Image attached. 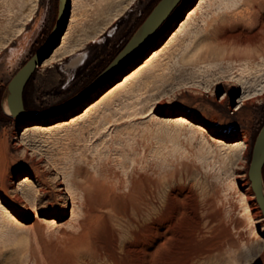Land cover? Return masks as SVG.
I'll use <instances>...</instances> for the list:
<instances>
[{"label":"rangeland","instance_id":"1","mask_svg":"<svg viewBox=\"0 0 264 264\" xmlns=\"http://www.w3.org/2000/svg\"><path fill=\"white\" fill-rule=\"evenodd\" d=\"M106 1L76 0V38L91 34L106 5L111 8L105 7L103 15L125 4L127 8L101 36L77 50L85 53L80 66L67 67L68 59H63L35 69L23 95L27 111L52 108L84 88L159 0ZM197 2L181 0L151 39L70 112L30 119L22 126L0 116V203L17 219L10 224L0 211V264H264V245L255 244L239 196L252 189L251 152L264 123V0L231 7L227 13L233 17L226 24L219 16L224 12H211L215 2L206 0L150 67L100 102L86 119L51 132L34 128L41 122H68L84 105L98 101L113 82L163 45ZM57 13L58 0H0V101L10 79L50 34ZM215 25H223L230 40H214ZM221 53L234 62L220 63ZM238 72L251 97L236 110L242 86L225 77ZM178 113L201 123L206 132L164 120ZM214 136L226 144L244 137L241 158L229 162L235 150L215 144ZM24 174L33 180L29 203L13 189ZM87 179L97 188L107 186L110 195H96L102 191L96 187L92 194ZM251 202L257 204L255 196Z\"/></svg>","mask_w":264,"mask_h":264},{"label":"bare ground","instance_id":"2","mask_svg":"<svg viewBox=\"0 0 264 264\" xmlns=\"http://www.w3.org/2000/svg\"><path fill=\"white\" fill-rule=\"evenodd\" d=\"M106 1V0H105ZM76 2V0H70V15H69V20H68V24H67V28H66V31H65V33L63 34V36H62V38H61V41H60V43L50 52V54H49V56L48 57H46L42 62H41V64L39 65V66H52L53 65V63H58V62H61L63 59H68V63H67V67H70V68H76V67H78V66H80L82 63H83V61H84V59H85V53H77V50H80L81 48H83V46L85 45V43H87V42H90V41H92V40H94V39H96V38H98L99 36H101L105 31H106V29H107V27H109L110 26V24H112L114 21H116V20H118L119 19V17L121 16V14L123 13V11L127 8V5L125 4V5H122V6H119L118 8H115V9H112L111 11H113V12H110L109 14H105V15H103L105 12L107 13V11L105 10L106 8L105 7H107V5L104 7V8H102V9H104L105 10V12H104V10H102V12H103V14H100V17L99 18H103L104 16H107V17H105L104 19H97V20H100V22H95L94 23V21H96V18H94V21H93V23H94V25H95V27H94V30L93 31H91V34L90 35H88V33H85L84 35H81V34H77L76 33V36L78 37V36H80L79 38H76L75 37V31H76V28H78V25L77 24H79V21L77 20V16L74 14V9H76L75 7L78 5V3L76 4L75 3ZM107 2V1H106ZM206 2V0H198V2H197V5L195 6V7H193L192 9H188L189 11L186 13V16H185V19H183L180 23H179V25H178V22L176 23V25H178V28L176 29V31L175 32H173L172 33V35H170V37L168 38V40L161 46V47H159L158 49H154L153 51H150V53H149V55H147V57H145V59L141 62V63H139V64H137L135 67H133V69H131L130 71H128L127 73H125V74H123L117 81H115V82H113L108 88L109 89H107V91H106V93L104 94V95H102V97L98 100V101H95L94 103H87L86 105H84L82 108H85L84 109V111L81 113V114H74V115H70V119L68 120V122H63V121H61L60 119H58V120H55V121H52L51 123H37L35 126H34V128H35V130H36V132H40L41 133V131H43V133H45V132H51V131H54V130H58V129H63V128H66L67 126H69V125H74V124H77V123H79L80 121H82L84 118L86 119L87 117L86 116H88V114L93 110V109H95L96 108V106L100 103V102H102L105 98H108V97H110L112 94H114L116 91H118V90H121V89H123V88H125L126 86H127V84L130 82V81H132V80H134V79H136L142 72H144V70H146L148 67H150L153 63H154V61H156V59L160 56V54L167 48V46L170 44V43H172L173 42V40H175L184 30H185V28L187 27V25L190 23V21H191V19H192V17L197 13V11H198V9H200V8H202V6L204 5V3ZM213 2H215V3H213V4H215L214 5V9L212 8V10H211V12L213 11V13H217V12H224V13H222L221 15H219L220 16V18L222 19V21H223V24H226V23H229L230 22V20H231V18H230V15L232 16L233 14H228L227 12H228V10L231 8V7H233V6H235V5H237V4H241V5H243V4H246V2H247V0H213ZM251 2V1H250ZM75 4H76V6H75ZM210 4V3H209ZM109 5H110V3H109ZM212 5V4H211ZM210 5V6H211ZM107 8H111V7H107ZM109 11V10H108ZM99 12V11H98ZM101 12V11H100ZM209 12V11H208ZM240 13V12H239ZM242 13V12H241ZM99 14V13H98ZM97 14V15H98ZM209 14V13H208ZM208 14H206V15H208ZM205 15V16H206ZM102 16V17H101ZM233 17V16H232ZM236 17V19H239L240 17H242L243 18V16H240L239 18H237V16H235ZM235 17L232 19V20H234L235 19ZM242 18H240V20H242ZM236 21V20H235ZM238 21V20H237ZM92 22V21H91ZM93 23H91V26H92V24ZM218 24H220V23H218ZM221 25V24H220ZM220 25H215L214 26V30H213V32L211 33V35H212V38L214 39V40H216L218 43H220V42H222V41H226V39H229L230 40V38L229 37H231L230 36V34H228L227 33V31L225 30L224 31V28H222V26H220ZM77 26V27H76ZM84 26H86V25H84ZM87 26H89V25H87ZM81 27H82V25H81ZM93 27V26H92ZM91 27V28H92ZM86 28V27H85ZM90 28V29H91ZM83 29V32H84V28H82ZM87 29V28H86ZM82 31V30H81ZM87 31V30H86ZM89 31V30H88ZM193 31V30H192ZM191 31V32H192ZM90 32V31H89ZM92 32H93V34H92ZM232 39V38H231ZM229 40H227V41H229ZM162 42H164V41H162ZM225 44V43H224ZM224 53V52H223ZM225 54V53H224ZM224 54H222L221 53V57L220 56H218V57H220V59L221 58H223L222 60H220L221 62L220 63H222L223 64V62L224 63H226V61L225 60H227L228 58H227V56L226 57H223L222 55H224ZM230 57V56H229ZM226 58V59H225ZM231 59V58H230ZM233 59V58H232ZM247 60V59H246ZM228 61L229 62H231L229 59H228ZM232 62H234V60L232 61ZM231 62V63H232ZM240 62V61H239ZM241 62H242V59H241ZM240 62V63H241ZM235 63H236V61H235ZM237 65H238V62L236 63ZM236 65V66H237ZM240 65V64H239ZM157 66V65H156ZM233 67H235V66H233ZM233 67H232V71H233ZM235 68H237L238 69V66L237 67H235ZM239 69H241V67L239 66ZM238 69V71H240ZM228 71H229V69H228ZM231 71V72H232ZM243 71V70H242ZM242 71H240L241 73H243V75L245 74V73H247L248 74V72H242ZM230 72V71H229ZM240 73V75H239V72H238V76H236V75H233V74H228L227 75V77H225V76H222V78H224L225 77V80H228V81H230V82H232L234 85H240V86H242V94H241V96L237 99V101H236V106L234 107L236 110L237 109H239L244 103H245V100L246 99H248V98H250L251 96H250V92L249 93H247V91H248V89H247V82H246V80H245V78H243V77H239V76H242V74ZM224 75V74H223ZM221 76V75H220ZM220 76H218V77H220ZM245 77V76H244ZM247 77H249V76H247ZM217 78V77H216ZM221 78V77H220ZM221 78V79H222ZM148 79V78H147ZM146 78L144 79V81L142 82V84H145V82H146V80H147ZM249 79V78H248ZM249 83V82H248ZM142 87V86H141ZM261 89V88H260ZM254 90H258V89H254ZM253 93H257V91H253ZM222 97V96H221ZM220 97V98H221ZM222 99V98H221ZM92 102V101H91ZM3 107H4V110L7 112V113H9V108H8V106H7V103H6V100L4 101V104H3ZM148 113H149V115L151 114H153V112L152 111H148ZM147 113V114H148ZM156 116V115H155ZM152 117H153V115H152ZM158 119L160 118V117H157ZM154 119V118H153ZM156 119V118H155ZM162 119V118H161ZM160 119V120H161ZM164 120H166V121H169V122H173V123H175V124H177V125H175L176 127H178V125H181L180 127H185L184 125H187V127H188V125H189V127H191V129L192 128H194L195 130H197V131H200V132H206V128H205V126H203L201 123H199V122H196V121H194L192 118H190V117H188L186 114H184V113H178V114H176V115H173V116H171V117H168V118H165ZM20 122H19V125L20 126H22V125H24V124H27V123H29V122H31L32 120H23V121H21V120H19ZM183 125V126H182ZM23 130H26V128H23ZM34 130V131H35ZM196 131V132H197ZM38 132V133H39ZM23 133L24 132H22V135H23ZM21 135V136H22ZM25 135V134H24ZM23 138V137H22ZM210 138V137H209ZM212 139H213V141H214V143L216 142V143H219V144H223V145H227V147H229V148H231L232 150H235V155H231L230 156V158H229V162H232V161H234V160H237V159H239V158H241V153H243L242 151H243V149L245 148V146H246V142H245V138L244 137H241V138H237V139H234V140H232V141H230V143H228V144H226V143H224V138L223 137H220V136H214V137H212ZM211 138H210V140H212ZM21 140H23V139H21ZM20 140V141H21ZM22 142V141H21ZM25 142V141H24ZM215 143V144H216ZM230 154H232V152L230 153ZM229 156V155H228ZM243 157V156H242ZM228 159V158H227ZM235 162H237V161H235ZM234 162V163H235ZM233 163V164H234ZM232 164V163H231ZM232 164V165H233ZM238 164V163H237ZM241 164V163H240ZM239 166V165H238ZM238 166H235V167H238ZM240 168V167H239ZM239 168H237V169H239ZM3 170V169H2ZM240 170H242V168L240 169ZM3 171H5V170H3ZM78 171H79V169H78ZM77 171V172H78ZM101 171V170H100ZM239 171V170H238ZM240 172V171H239ZM3 173H5V172H3ZM87 173V172H86ZM1 174V173H0ZM89 174V173H88ZM88 174H86V175H88ZM100 174H102V172H100ZM61 175H63V174H61ZM85 175V176H86ZM235 175H237V174H235ZM242 175V174H241ZM84 176V177H85ZM90 175H88V176H86V177H89ZM104 176V175H103ZM103 176H98L99 177V179H100V177H101V179H103L104 177ZM240 176V175H239ZM61 177H63V176H61ZM85 177V178H86ZM103 177V178H102ZM64 178H65V175H64ZM62 179L61 180V183H65L66 181V179ZM240 178V177H239ZM93 179V181H94V177L92 178ZM92 179H87V182H89V181H91ZM83 180H85L86 181V179H84L83 178ZM89 180V181H88ZM97 180V179H96ZM104 180V179H103ZM133 180V179H132ZM89 182V185H90V187H91V189L93 190L94 188H92V187H96L95 186V184H94V182ZM135 181V180H134ZM133 181V182H134ZM136 181H137V179H136ZM87 182H85V184L87 183ZM97 181H95V183H96ZM102 181H100V182H98L97 184H99V183H101ZM132 182V181H131ZM141 182V181H140ZM246 181H243V183H245ZM251 182V181H250ZM83 183H84V181H83ZM105 183V182H104ZM104 183H102V184H100V185H104ZM137 183V182H136ZM84 184V185H85ZM135 184V183H134ZM142 184V183H141ZM33 185V180L31 179V177L29 176V175H27V174H24V175H22L21 177H19V179H17V180H15L14 181V187H13V189L18 193V199H21L22 201H26V203L28 202V194L29 195H31L30 193V191H31V186ZM136 185V184H135ZM134 185V186H135ZM150 185H152V184H150ZM242 185V184H241ZM88 186V185H87ZM129 186H131V183H130V185ZM138 186H139V182H138ZM145 186V185H144ZM250 186V185H249ZM97 187H99V185L97 186ZM96 187V188H97ZM102 187V186H101ZM104 187H106V189H107V186H103V189H105ZM151 187V186H150ZM234 187H235V189H236V192L238 191V187H237V185L235 184L234 185ZM252 187V186H251ZM65 188H67V184H66V187ZM88 188V187H87ZM95 188V189H96ZM129 188H132V187H129ZM128 188V189H129ZM134 188V187H133ZM149 188V187H148ZM153 188V187H152ZM85 189V188H84ZM95 189L91 192L92 194H94L95 192H97V191H95ZM97 189H100V188H97ZM103 189H100V190H102V191H100V193L98 192V194L97 193H95L96 195H104V197L105 196H107V194H106V189L105 190H103ZM136 189V188H135ZM151 189V188H150ZM149 189V190H150ZM2 190V189H1ZM40 190V189H39ZM63 190V189H62ZM67 190V189H66ZM65 190V191H66ZM110 190V189H109ZM130 190V189H129ZM251 190H253V189H251ZM250 189L248 190H245L244 192H239V196H240V201L242 202V211H243V214L246 216V218H247V220H248V225L250 226L249 228H252V235H253V240H254V242H255V244L259 247V246H261V247H263V245H264V216H263V214H261L262 213V211H261V209H260V207L258 208L257 207V204L256 203H252L251 202V200H252V198L254 199V196H255V194H254V192H252ZM3 191V190H2ZM44 191V190H43ZM82 191V190H81ZM104 191H106V192H104ZM138 191H141V190H138ZM137 191V192H138ZM144 191V190H143ZM145 191H146V189H145ZM235 191V190H234ZM30 192V193H29ZM35 192H38V190H36L35 189ZM40 192H42V191H40ZM86 192V191H85ZM85 192H83L82 193V196H83V194L85 193ZM101 192H103L102 194H101ZM109 192V191H108ZM107 192V193H108ZM129 192V191H128ZM131 192V191H130ZM142 192V191H141ZM33 193H34V191H33ZM91 193H89V192H87V194L89 195V194H91ZM139 193V192H138ZM238 193V192H237ZM44 194V193H43ZM106 194V195H105ZM128 194V193H127ZM127 194H126V196H127ZM131 194H134V193H131ZM130 194V195H131ZM140 194V193H139ZM108 195H110V193H108ZM135 195V194H134ZM136 195H137V193H136ZM146 195V194H145ZM17 196V195H16ZM93 196V195H92ZM143 196V195H142ZM29 197H31V196H29ZM101 197V196H100ZM103 197V196H102ZM104 197H103V199H104ZM145 197V196H144ZM35 198V197H34ZM129 198V197H128ZM135 197H133V200L135 201V200H139V198L137 197V198H135ZM86 199V198H85ZM95 199V198H94ZM98 199H101V198H98ZM105 199H106V197H105ZM141 199H143V198H141ZM140 199V200H141ZM145 199V198H144ZM256 199V198H255ZM90 200V199H89ZM92 200V199H91ZM85 201V200H84ZM87 201V200H86ZM93 201H97V203L99 202V200H93ZM105 201V200H104ZM126 201V200H125ZM146 201V200H145ZM92 202V201H91ZM132 202V201H131ZM140 202V201H139ZM257 202V201H256ZM29 203V202H28ZM87 203V202H86ZM100 203V202H99ZM103 203V202H102ZM133 203V202H132ZM73 204V203H72ZM88 204V203H87ZM86 204V205H87ZM93 204V203H92ZM91 204V205H92ZM96 204V203H95ZM94 204V205H95ZM101 204V203H100ZM135 204V203H134ZM143 204V203H142ZM129 205H131L130 203H129ZM90 206V205H89ZM127 206V205H126ZM125 206V207H126ZM258 206H259V204H258ZM92 207H93V205H92ZM124 207V208H125ZM71 209H72V207H71ZM126 210V209H125ZM130 210V209H129ZM134 210V209H133ZM132 210V211H133ZM137 210V209H136ZM0 211H1V213H2V216H3V214L4 215H6V216H8L7 217V219L9 220V221H7L8 223L11 221V222H14V221H17V219H16V217L14 216V215H12L10 212H9V210L4 206V205H2L1 203H0ZM72 211L73 210H71L70 212L72 213ZM74 212V211H73ZM128 212V211H127ZM131 212V211H130ZM129 212V213H130ZM142 214V213H141ZM34 215V214H33ZM35 216L36 217H39L37 214H35ZM5 217V216H4ZM136 217V216H135ZM39 219H42V218H39ZM43 220V219H42ZM211 220V219H210ZM11 222H10V224H11ZM43 222H44V220H43ZM47 222V221H46ZM51 222V223H50ZM53 222H54V220H49L48 221V224H53ZM57 224V223H56ZM60 224V223H59ZM58 225V224H57ZM59 226V225H58ZM252 241V240H251ZM252 243V242H251ZM213 245V244H212ZM221 245V244H220ZM228 245V244H227ZM227 245H224V247L225 246H227ZM210 246V245H209ZM222 246V245H221ZM229 246V245H228ZM257 247V248H258ZM205 248V247H204ZM208 248V247H207ZM210 248H211V246H210ZM209 248V249H210ZM214 248H216V247H214ZM226 248V247H225ZM212 250H213V248H212ZM226 250V249H225ZM211 251V250H210ZM213 252H217V251H213ZM208 254H210V253H207V255ZM217 254V253H216Z\"/></svg>","mask_w":264,"mask_h":264},{"label":"water","instance_id":"3","mask_svg":"<svg viewBox=\"0 0 264 264\" xmlns=\"http://www.w3.org/2000/svg\"><path fill=\"white\" fill-rule=\"evenodd\" d=\"M181 0H159L151 12L133 33L125 46L113 60L84 88L67 100L56 106L40 112H29L24 105V90L35 69L49 56L50 52L60 43L66 31L69 15L70 0H58V13L54 27L41 47L17 70L7 84L4 101L6 100L9 113L3 112L14 120L35 119L43 120L70 112L87 96L94 92L105 81L111 78L140 48L145 45ZM264 166V123L258 131L251 152L248 176L255 198L264 216V181L262 169Z\"/></svg>","mask_w":264,"mask_h":264},{"label":"trees","instance_id":"4","mask_svg":"<svg viewBox=\"0 0 264 264\" xmlns=\"http://www.w3.org/2000/svg\"><path fill=\"white\" fill-rule=\"evenodd\" d=\"M0 116L3 117V118H6V119L14 120L13 118L7 116V115L3 112L2 107H1V101H0ZM262 175H263V180H264V166H263V169H262Z\"/></svg>","mask_w":264,"mask_h":264}]
</instances>
